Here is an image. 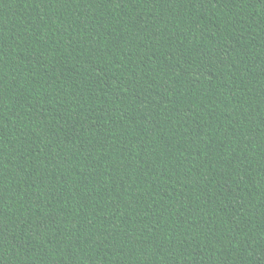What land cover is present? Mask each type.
<instances>
[{
  "label": "trees",
  "instance_id": "trees-1",
  "mask_svg": "<svg viewBox=\"0 0 264 264\" xmlns=\"http://www.w3.org/2000/svg\"><path fill=\"white\" fill-rule=\"evenodd\" d=\"M0 264H264V0H0Z\"/></svg>",
  "mask_w": 264,
  "mask_h": 264
}]
</instances>
